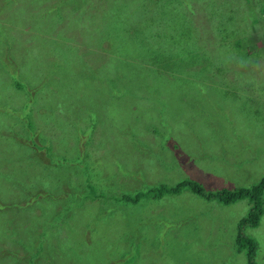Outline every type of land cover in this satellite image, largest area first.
Wrapping results in <instances>:
<instances>
[{"label":"rangeland","instance_id":"obj_1","mask_svg":"<svg viewBox=\"0 0 264 264\" xmlns=\"http://www.w3.org/2000/svg\"><path fill=\"white\" fill-rule=\"evenodd\" d=\"M263 150L264 0H0V264H248L247 199L149 190L252 186Z\"/></svg>","mask_w":264,"mask_h":264},{"label":"trees","instance_id":"obj_2","mask_svg":"<svg viewBox=\"0 0 264 264\" xmlns=\"http://www.w3.org/2000/svg\"><path fill=\"white\" fill-rule=\"evenodd\" d=\"M253 52L255 53L256 49ZM180 54L186 59L194 61L195 57L192 53H190V55L189 53ZM185 65L190 67L196 64L185 62ZM172 66L175 67L174 59H172ZM198 72L201 74V69ZM172 82L173 87L174 85H177L178 87L180 86V79H178L176 76L173 77ZM184 87L189 89V86H186L185 84ZM183 190H190L192 193L201 196L203 199L214 200L223 204H232L238 202V200L241 199H247L250 202V209L237 224L238 231L235 238L239 251L244 250V252L247 254L249 259L248 264H255L257 242L255 238L249 236L246 230L249 227H258L264 214V175L257 183L253 184L252 186L240 187L235 190L220 188L217 190L207 189L203 187L202 184L193 181L192 179H187L170 187H166V185L153 187L149 190V192L155 196H161L165 193L178 194ZM124 199L134 200L133 197L129 196H126Z\"/></svg>","mask_w":264,"mask_h":264},{"label":"crops","instance_id":"obj_3","mask_svg":"<svg viewBox=\"0 0 264 264\" xmlns=\"http://www.w3.org/2000/svg\"><path fill=\"white\" fill-rule=\"evenodd\" d=\"M264 151V150H263ZM263 151H257L256 152V154L255 153H253V159L255 160V158L257 157V155H260V153H262ZM211 185V184H210ZM211 186H213V185H211ZM220 188V187H219ZM219 188H209V189H212V190H217V189H219ZM203 199V198H202ZM203 200H205V201H207V202H212V203H214V204H223V203H220V202H218V201H214V200H206V199H203ZM240 202V201H239ZM235 203H237V202H235ZM233 204V203H232ZM223 205H228V204H223ZM247 211L248 210H246V212L243 214V216L247 213ZM206 215H207V218H206V220H205V222H203V229H201V231H203V232H206V231H210L211 229H212V226L215 224V223H213L212 221H211V217H208L209 216V213H207L206 212ZM243 216H241L240 217V219L239 220H241L242 219V217ZM263 220H264V214H263V216H262V218H261V222H260V224L263 222ZM239 222V221H238ZM238 222L237 223H235V236H236V234H237V231H238V227H237V224H238ZM259 224V225H260ZM249 228H251V227H249ZM249 228H247V230L249 229ZM246 230V232L249 234V232ZM249 236H251L252 237V235H250L249 234Z\"/></svg>","mask_w":264,"mask_h":264}]
</instances>
